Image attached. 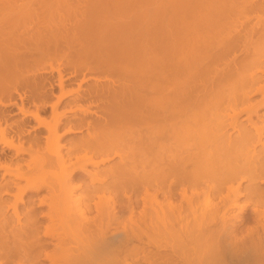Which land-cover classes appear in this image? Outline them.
Instances as JSON below:
<instances>
[{
	"label": "bare ground",
	"instance_id": "obj_1",
	"mask_svg": "<svg viewBox=\"0 0 264 264\" xmlns=\"http://www.w3.org/2000/svg\"><path fill=\"white\" fill-rule=\"evenodd\" d=\"M17 1L0 0V75L36 94L46 77L24 68L52 44L93 62L86 70L121 77L82 78L57 97L73 94L89 130L64 153L55 103L52 119L37 121L43 147L23 119L0 110V142L29 152L24 169L0 161L2 175L22 180H11L10 203L0 194V264H264V0H147L140 20L120 23L107 17L125 3L93 0L74 41ZM110 153L118 163L87 169ZM82 171L90 181L74 195ZM28 191L36 194L20 208ZM249 205L254 222L238 237L235 221L250 220L241 215Z\"/></svg>",
	"mask_w": 264,
	"mask_h": 264
},
{
	"label": "rangeland",
	"instance_id": "obj_2",
	"mask_svg": "<svg viewBox=\"0 0 264 264\" xmlns=\"http://www.w3.org/2000/svg\"><path fill=\"white\" fill-rule=\"evenodd\" d=\"M40 1L46 2L45 6H41L43 2L40 3ZM97 0H95L96 2ZM106 1V0H105ZM112 1V0H108ZM152 1V0H151ZM161 1V0H158ZM19 2H26L31 3L30 9L31 15L35 16L38 15L41 19H43L44 24L46 25V29L48 31H51L53 29L56 31H66L68 34L67 36L70 38L69 40L74 41L77 39L78 29H79V19L81 18L82 14L87 12L89 8H92L93 6H90V4L93 2V0H18ZM91 2V3H90ZM100 3V1H97ZM104 1L102 0L101 3ZM129 2V3H128ZM146 2H150L147 0H121L120 3H125L122 5H119L117 12L114 10H111L108 20H111L112 22H129L134 21L136 18L139 19V16H144L145 11L142 9V7L150 8L149 5ZM153 3L160 5L161 2H156L155 0L152 1ZM151 2V3H152ZM94 3V2H93ZM92 3V4H93ZM100 3V4H101ZM149 3L150 5H153ZM39 4V5H37ZM154 4V5H155ZM29 6V5H28ZM36 8V9H35ZM114 11V14H113ZM105 14V13H103ZM102 15V14H101ZM106 15V14H105ZM140 20V19H139ZM45 27V26H44ZM43 29V28H42ZM46 29H43L46 31ZM49 33V32H48ZM56 40H60L59 35L56 36ZM47 47H49L47 49ZM42 48V49H41ZM51 48V49H50ZM55 48V49H54ZM40 50L36 49L32 55L31 64L28 63L27 67L24 68V72L29 75L37 74L38 80L40 73L46 77L45 83L43 88L37 93L34 94L33 92H30V88L23 87L20 84L19 81H17V77L14 76L12 73L2 74L0 75V78L2 81V84H5L3 89L0 88V110L3 109L9 118L12 119H20L24 120L26 122V135L28 136L30 140L33 139L38 143L39 145L44 146L45 143V137L47 135L46 128L43 125H40L37 123V121H50L52 119V109L55 105V110L59 115V118L62 122L61 128L58 131L59 137V144L61 147L62 153H64L66 150H68L69 146H71L75 141L87 136L89 130H87L86 123H80L78 113L79 110L74 108V105L70 100L73 98V94H67L65 93L64 96L62 95L61 99L57 103V97L60 96L63 92L72 91L75 93V91L78 89V84L81 83V79H87L89 76H98L99 79L105 78L103 76L111 77L112 79L118 80L119 74L118 73H112L111 71H103L101 69L95 70H86L85 68H90L91 64L93 62L83 63L81 59L72 51L70 50H64L61 51L59 49H56V47L52 46V44H49L48 46H40ZM30 64V66H29ZM22 70L19 71V73ZM23 72V73H24ZM12 74V75H11ZM59 74L62 75L65 80H63L62 84L60 85L59 80ZM44 77V78H45ZM90 78V77H89ZM16 79V80H15ZM15 80V81H14ZM43 80V81H44ZM80 81V82H79ZM8 83V84H7ZM15 83V84H14ZM7 84V85H6ZM10 84V85H9ZM13 84V86H12ZM15 85V86H14ZM7 90H6V87ZM18 86V87H17ZM14 87V89H12ZM16 87V88H15ZM21 87V88H20ZM11 88V90H10ZM20 88V89H18ZM17 89V91H16ZM23 89V90H22ZM30 89V90H29ZM10 90V91H9ZM29 90V92H28ZM12 91V92H11ZM41 92V93H40ZM62 92V93H61ZM25 93V94H24ZM31 93V95H30ZM35 95V96H34ZM37 96V97H36ZM33 97V98H32ZM11 101V102H10ZM4 103V104H3ZM9 103V104H7ZM11 103V104H10ZM55 103V104H54ZM3 104V105H2ZM54 104V105H53ZM73 105V106H72ZM20 109V110H19ZM23 111H22V110ZM264 111V108L260 109V112ZM62 113V114H61ZM77 113V114H76ZM34 115V116H33ZM40 117V120H37ZM76 115V116H75ZM78 117V118H77ZM239 120H241V117H239ZM74 121V122H73ZM77 121V122H76ZM242 122V121H241ZM80 123V124H79ZM244 123V122H243ZM68 126L73 127V131L66 132V129ZM236 131L233 132L235 134ZM31 137H30V136ZM37 139V140H36ZM39 140V141H38ZM15 143H19L18 140L14 139ZM17 141V142H16ZM25 143V142H24ZM23 143L24 148L28 149V143ZM34 145V144H33ZM16 148H13L11 146L3 145L0 142V161L3 159L9 160L14 165H17L18 167H22L24 169L26 167V163L29 159V152H20L15 151ZM19 152V153H18ZM107 156H110V159H108L103 164H100L99 166L94 165H87V169L90 171H93L95 169L98 170V168H108L111 165H115L117 162L118 157L114 156L112 153L107 154ZM2 157V159H1ZM102 157H106V154H104ZM98 157L97 159H99ZM18 161V162H17ZM24 161V162H23ZM25 166V167H24ZM107 170V169H106ZM3 170L0 169V184H4L6 180H9L10 184L8 185V194H4V192L0 193L2 199H4L7 203L13 201L14 199V192L16 191V186L13 184L12 181H19V183H22V180H18V178H15L12 174H6L2 175ZM83 175L81 178L83 179V182L80 179H74L73 184L76 186L73 189L74 195H79L83 192L86 184L88 181H90L89 173L86 174V172H83ZM104 173V172H103ZM85 175V176H84ZM89 179V180H88ZM110 181V177H108L104 182L107 183ZM2 182V183H1ZM12 183V184H11ZM85 183V184H84ZM248 182H243V185H247ZM259 186L264 187V182L258 183ZM10 188V189H9ZM46 188H42L40 192L37 193V196H41L46 193ZM128 191V190H127ZM130 191V190H129ZM122 202L125 203L126 200H123L125 195H122ZM36 194L35 191H28L27 195L25 196V201L20 203V208H24L28 204L29 195ZM117 195L120 196V195ZM124 194V193H123ZM116 199H119L118 201L121 202L120 198L118 197ZM126 198V197H125ZM11 199V200H10ZM36 202L38 201L37 198ZM136 204V209L138 214V210L141 207V202ZM238 201L243 203L245 200L243 197L239 198ZM140 204V205H139ZM205 206V205H203ZM38 210L44 211L46 209L45 206H37ZM237 213V209L235 210ZM251 205L247 206V209L242 212V216L245 217L248 214L250 215V220L252 221H235L237 223V230L236 235L238 237H241L240 235H243L246 233V229L249 225H252L254 222V212H252ZM239 212V211H238ZM7 214H11V210L7 212ZM125 214H127V211H125ZM38 218L41 219V221L44 223L46 221L45 217L40 216V213L38 215ZM235 220V219H233ZM239 222V223H238ZM234 223V224H236ZM245 223V224H244ZM251 223V224H250ZM242 225V226H241ZM248 225V226H247ZM240 228V229H239ZM245 229V230H244ZM243 260V259H242ZM241 261V260H240ZM45 262V260H43ZM237 264V261L234 260L233 263ZM240 263V262H238ZM249 264L242 261L240 264Z\"/></svg>",
	"mask_w": 264,
	"mask_h": 264
}]
</instances>
